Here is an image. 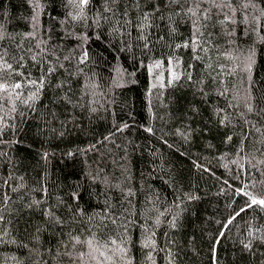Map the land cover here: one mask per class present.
I'll use <instances>...</instances> for the list:
<instances>
[{
  "label": "trees",
  "instance_id": "1",
  "mask_svg": "<svg viewBox=\"0 0 264 264\" xmlns=\"http://www.w3.org/2000/svg\"><path fill=\"white\" fill-rule=\"evenodd\" d=\"M252 199L264 0H0V264H264Z\"/></svg>",
  "mask_w": 264,
  "mask_h": 264
},
{
  "label": "snow or ice",
  "instance_id": "2",
  "mask_svg": "<svg viewBox=\"0 0 264 264\" xmlns=\"http://www.w3.org/2000/svg\"><path fill=\"white\" fill-rule=\"evenodd\" d=\"M80 4L82 5H87L89 0H79ZM7 67H11V65H8ZM49 71H52L51 69H49ZM31 83L35 84L36 82L35 81H32ZM41 86H42V82H41ZM16 88H20L21 87V84L17 83L15 85ZM36 94L33 93V97L32 98H35ZM125 127H127V125H125ZM149 131H151V129H149ZM252 204H260V205H264V200H256V199H252L251 201V204L248 205V207H251ZM241 211H244V209H241ZM89 244H91V241L88 242Z\"/></svg>",
  "mask_w": 264,
  "mask_h": 264
}]
</instances>
